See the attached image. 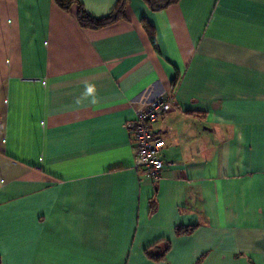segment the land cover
Here are the masks:
<instances>
[{"label": "crops", "instance_id": "1", "mask_svg": "<svg viewBox=\"0 0 264 264\" xmlns=\"http://www.w3.org/2000/svg\"><path fill=\"white\" fill-rule=\"evenodd\" d=\"M77 10L0 0V264H264V0ZM161 97L153 182L126 127Z\"/></svg>", "mask_w": 264, "mask_h": 264}, {"label": "built area", "instance_id": "2", "mask_svg": "<svg viewBox=\"0 0 264 264\" xmlns=\"http://www.w3.org/2000/svg\"><path fill=\"white\" fill-rule=\"evenodd\" d=\"M170 109V101L162 97L155 99L137 109L134 121L126 127L135 145L133 167L137 171L145 172L153 182L160 179L165 165L161 160L164 142L154 137L151 126Z\"/></svg>", "mask_w": 264, "mask_h": 264}, {"label": "trees", "instance_id": "3", "mask_svg": "<svg viewBox=\"0 0 264 264\" xmlns=\"http://www.w3.org/2000/svg\"><path fill=\"white\" fill-rule=\"evenodd\" d=\"M151 11L158 12L166 9L167 7L176 4L179 0H144ZM54 4L63 11H68L72 6L76 5L77 10V22L82 29L99 30L109 25H112L120 20L124 19V10L127 6L128 0H117L113 10L105 17L95 19L88 16L77 0H53ZM146 31L153 41L151 31L146 27ZM179 233L182 230L179 229ZM188 232V230H183Z\"/></svg>", "mask_w": 264, "mask_h": 264}]
</instances>
